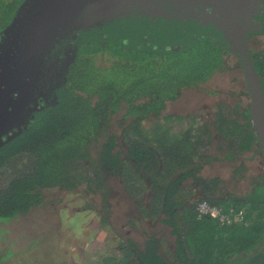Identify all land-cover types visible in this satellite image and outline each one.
I'll list each match as a JSON object with an SVG mask.
<instances>
[{
    "label": "trees",
    "instance_id": "16d2710c",
    "mask_svg": "<svg viewBox=\"0 0 264 264\" xmlns=\"http://www.w3.org/2000/svg\"><path fill=\"white\" fill-rule=\"evenodd\" d=\"M22 1L3 3L0 30ZM250 53L264 88V59ZM231 59L211 37L164 52L83 43L60 100L0 146V221L29 213L53 188L71 192L86 185V192L102 194L109 210V179L117 176L136 201L138 218L161 222L174 242L171 247L165 237L150 235L141 246L128 238L120 254L100 264H264V149L249 104L218 103L210 122L199 113L164 114L183 91L230 69ZM120 111L126 122L118 136L110 130ZM221 161L232 168L228 178L203 174ZM204 201L242 210L243 218L223 223L200 216Z\"/></svg>",
    "mask_w": 264,
    "mask_h": 264
},
{
    "label": "water",
    "instance_id": "95a60500",
    "mask_svg": "<svg viewBox=\"0 0 264 264\" xmlns=\"http://www.w3.org/2000/svg\"><path fill=\"white\" fill-rule=\"evenodd\" d=\"M261 11L264 0H23L0 30V146L60 100L83 43L164 52L211 37L238 58L264 149V88L249 45L264 31Z\"/></svg>",
    "mask_w": 264,
    "mask_h": 264
},
{
    "label": "rangeland",
    "instance_id": "374dc122",
    "mask_svg": "<svg viewBox=\"0 0 264 264\" xmlns=\"http://www.w3.org/2000/svg\"><path fill=\"white\" fill-rule=\"evenodd\" d=\"M6 1L11 2L0 0V13ZM253 47L257 48V45ZM230 62V69L216 73L202 87L188 88L178 99L168 102L164 114L187 116L199 113L210 122L218 111V103L233 107L241 100L246 107L250 96L240 95L247 89L242 70L237 66V56L232 54ZM124 120L122 111L115 113L110 131L120 136ZM151 122L153 118L148 125ZM186 123L187 120L177 123L176 129ZM231 170L228 163L221 161L207 167L203 174H220L228 178ZM117 180V176L109 179L113 190L110 211L105 209L100 192H86L87 186L83 185L71 192L49 189L44 202L29 213L0 221V264H100L106 255L120 254L122 241L130 238L144 246L150 235L165 237L173 247L169 229L159 221L139 219L136 201ZM148 190L145 191L147 195L151 194ZM143 201L148 204V197H143ZM104 218L109 225L103 222Z\"/></svg>",
    "mask_w": 264,
    "mask_h": 264
},
{
    "label": "built area",
    "instance_id": "2783aa9c",
    "mask_svg": "<svg viewBox=\"0 0 264 264\" xmlns=\"http://www.w3.org/2000/svg\"><path fill=\"white\" fill-rule=\"evenodd\" d=\"M198 211L200 216L217 218L223 223H230L232 220H239L243 218L244 214L242 210L235 211L234 209H230L226 211L222 207L212 205L206 201L199 204Z\"/></svg>",
    "mask_w": 264,
    "mask_h": 264
},
{
    "label": "flooded vegetation",
    "instance_id": "af4514ba",
    "mask_svg": "<svg viewBox=\"0 0 264 264\" xmlns=\"http://www.w3.org/2000/svg\"><path fill=\"white\" fill-rule=\"evenodd\" d=\"M259 19H256V22L263 24L264 23V11H261L259 14ZM262 30V29H261ZM260 44V45H259ZM250 51H253V54L257 57V60L260 61L264 59V46L261 48V45H264V31L256 32L249 37ZM257 45V48L253 47ZM167 48V47H166Z\"/></svg>",
    "mask_w": 264,
    "mask_h": 264
}]
</instances>
